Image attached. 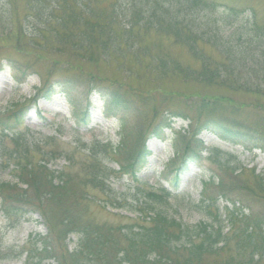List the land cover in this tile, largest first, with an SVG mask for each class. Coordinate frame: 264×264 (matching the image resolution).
Instances as JSON below:
<instances>
[{
	"label": "trees",
	"instance_id": "obj_1",
	"mask_svg": "<svg viewBox=\"0 0 264 264\" xmlns=\"http://www.w3.org/2000/svg\"><path fill=\"white\" fill-rule=\"evenodd\" d=\"M219 5L210 0H0V54L6 48L3 40H9L19 58H5L0 72L5 65L22 81L33 75L40 79V88L29 102L0 111V137L12 145L2 156L10 160L17 181L0 182V213L12 223L37 214L47 229L45 236L32 240L29 252L14 255L7 250L2 256L0 250V262L19 259L24 252L37 264H260L264 260V178L253 170L255 184L250 185L243 179L245 170L221 163L219 152L202 156L203 132L247 151L264 152V118L257 120L261 125L238 119L247 103L230 97L235 93L264 98V23L251 6L239 10L250 14L243 26L233 30L232 22L220 24L215 18ZM227 12L237 15L234 8ZM152 38L186 50L194 64L182 63ZM85 66L108 68L112 78L86 71ZM175 79L229 95L185 96L167 89L168 81ZM80 88L103 103L107 119L120 120L119 144L88 142L80 150L86 156L78 173H67L66 168L52 171L50 164L62 157L71 168L75 152L63 156L56 138L31 145L22 129L39 101L71 97ZM175 99H182L184 107L172 105ZM251 105L264 112L259 101ZM150 113L153 122L148 124L143 118ZM75 117L77 127L87 125L89 114ZM175 119L187 121L188 132L173 137L175 158L170 164L178 168L164 172L163 180L178 190L191 164L208 161L219 167L204 184L197 207L208 221L196 226L166 215L171 193L144 186L138 179L151 156L146 146L149 137L163 139L167 130L173 131ZM36 155L41 159L35 161ZM125 176L136 184L129 188V197L111 184L114 177ZM89 190L100 194L103 208L123 210L128 205L139 217L132 219L133 225L117 228L97 223L90 216L89 202L96 197L91 198ZM221 204H227L223 211ZM73 235L78 245L69 252L67 241ZM152 255L155 260L150 261Z\"/></svg>",
	"mask_w": 264,
	"mask_h": 264
},
{
	"label": "rangeland",
	"instance_id": "obj_2",
	"mask_svg": "<svg viewBox=\"0 0 264 264\" xmlns=\"http://www.w3.org/2000/svg\"><path fill=\"white\" fill-rule=\"evenodd\" d=\"M220 3L219 8L216 10L215 18L220 24L233 23L231 29H236L238 26H243L246 23V16L250 14L247 12L245 15L240 14L239 10L248 9L253 6L257 12L259 19L264 23V0H210ZM21 2V1H20ZM22 4L20 3V6ZM229 8L236 10V16H230L228 14ZM231 17V19L229 17ZM6 48L0 54V64H5V58L10 57L12 60L19 59L12 47V43L9 40H3ZM151 41L156 46L166 47L170 51L172 56L180 60L184 64H194L190 54L180 47H170V43L166 39L152 38ZM1 42V41H0ZM68 60H66L67 62ZM46 63V62H45ZM45 64L41 65V69H44ZM91 67V66H90ZM85 66L86 71H98L101 75H105L108 78H112V70L99 67ZM40 70V65L38 66ZM3 71L0 72V111L4 112L10 110L16 104H25L32 99L38 89L40 88V79L38 76L33 75L28 77L25 81L18 79L12 70L3 66ZM61 73H58L59 76ZM170 91H178L185 96H192L194 94H224L229 95L226 92H216L207 90V87L197 86L196 84L189 82L184 83L180 80L168 81L166 85ZM81 90V88H80ZM212 90H216L213 88ZM200 92V93H198ZM86 90H81L80 93L74 94L71 97L56 96L52 100H41L37 106H33L31 113L26 120L24 129L21 134L28 140L31 145H35L44 142L46 138H56L60 145L59 151L63 152V156H67L66 152H75L74 165L69 168L67 160L62 157L50 164L52 171H61L66 168L67 173H78L81 170V162L85 161L86 153L80 151L82 146L93 140L100 142L110 143L113 146H117L120 141V128L121 122L119 119H107L104 115L103 103L96 97V95H89ZM231 98H235L240 103H247L243 111L242 116L238 119L247 118L249 120L258 123V118H264V112L262 109L256 108V105H251L259 101L264 108V98L258 99L255 97L230 93ZM182 99L173 101L172 105L177 107H184V103H181ZM89 114V120L87 125L81 123V127L76 126V114L82 116ZM161 116L153 123L156 125L161 120ZM135 121V120H134ZM133 121V122H134ZM143 121L150 124L152 121L151 113L145 115ZM189 123L182 119H175L172 125L173 131H166L163 139L149 137L147 141V150L151 156L147 160L145 167L138 174L139 183L149 188L159 190L161 187L169 189V186L164 182V172L170 171L171 168L177 169L178 164L171 166L170 162L174 159L175 150L173 148L172 139L178 132L183 133L187 131ZM188 132V131H187ZM190 136V134L188 133ZM191 138V136L189 137ZM199 139L203 142L205 150L202 153L203 158H210L209 151L219 152L221 163H231L233 168H243L246 172L243 179L249 180L250 185L253 184L252 171L254 170L256 175H260L264 178V152L260 150L247 151L243 147L232 145L222 141L216 135L210 132H203ZM9 146L0 137V182L16 183L14 173H12L11 162L7 157L2 156L3 150ZM36 147H32L35 149ZM50 146L45 147V151L50 150ZM54 149H56L54 145ZM9 150H12L10 144ZM230 158V159H228ZM41 158L36 155L35 161ZM223 159H228L223 160ZM12 163H14L12 161ZM109 167L118 168L116 164H109ZM219 167L211 164L208 161L198 162V164H191L188 173L182 174L180 187L177 191L171 194L169 200V208H166V215L173 218L186 226H196L202 221H208V219L197 208L201 199L204 184L209 179L217 174ZM112 187L116 192L124 196H128L130 187H135L136 184L128 177H114L111 181ZM255 184V183H254ZM253 184V186H254ZM91 198H95L96 201L90 203V216L100 224H106L113 228L119 226L133 225L132 219L139 217V213L130 212L128 205L126 209H115L113 207L103 208L100 200L103 199L100 194L94 191H87ZM131 192L130 195H132ZM1 204V202H0ZM129 204V203H127ZM220 209L223 211V207L227 204H221ZM126 217L127 219H123ZM47 234V229L42 222V219L37 214H31L29 216L20 217L19 220L14 223L9 222L0 213V250L3 252L2 256H7L6 251L10 250L14 255H18L22 250L29 252L33 247L34 241L39 236L43 237ZM34 239V241H32ZM78 245V237L76 235L71 236L67 241V249L72 252ZM126 243L122 242L121 246ZM124 247V246H123ZM19 257V259H9L1 261L0 264H37L30 258H27V253ZM14 258L13 255H9ZM122 256V255H121ZM155 260V255L150 257V261ZM212 260V259H211ZM42 264H57L55 261H46ZM264 264V260L260 263Z\"/></svg>",
	"mask_w": 264,
	"mask_h": 264
}]
</instances>
